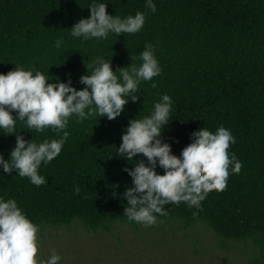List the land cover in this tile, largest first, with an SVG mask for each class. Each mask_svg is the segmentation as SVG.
<instances>
[{"label": "trees", "instance_id": "obj_1", "mask_svg": "<svg viewBox=\"0 0 264 264\" xmlns=\"http://www.w3.org/2000/svg\"><path fill=\"white\" fill-rule=\"evenodd\" d=\"M103 2L112 15L145 12L144 26L136 33L84 40L71 36L70 28L90 15L92 0H0V72L15 65L34 66L50 82L66 81L70 75L80 89L84 85L79 77L87 67L91 72L93 58L111 57L114 71L131 62L138 65L148 42L156 45L162 66L161 74L152 78L157 86L141 81L139 99L129 98L116 118L69 119L70 135L61 152L39 168L47 183L36 186L15 170L0 169V196L15 198L40 227L78 221L96 231L115 223L140 224L124 215L127 200L121 193L131 186L124 169L143 154L127 160L116 148L129 120L148 115L161 94L168 93L174 104L162 138L171 151L178 156L193 131L214 132L223 125L236 138L228 151L242 167L232 173L230 165L226 188L209 191L201 209L167 204L171 211L167 217L158 216V222L179 221L186 227L200 223L222 240L250 245L264 264V0H154L156 12L145 0ZM59 37L64 40L58 49L54 43ZM16 128L35 142L61 135L51 128L34 132L22 121ZM14 144L15 133H0L5 159Z\"/></svg>", "mask_w": 264, "mask_h": 264}, {"label": "clouds", "instance_id": "obj_2", "mask_svg": "<svg viewBox=\"0 0 264 264\" xmlns=\"http://www.w3.org/2000/svg\"><path fill=\"white\" fill-rule=\"evenodd\" d=\"M145 4L152 12L157 11L154 0H145ZM106 7L107 2L92 0L88 6L90 15L72 25L71 36L84 40L105 39L109 33H136L145 24L143 11L121 17L108 13ZM63 40V37L57 38L54 47L61 48ZM155 47L151 42L146 43L139 53L141 62L138 65L131 62L115 71L111 57L96 56L91 72L86 66L87 72L79 77L84 85L80 89L73 86L70 75L66 81L57 78L50 82L52 79L34 66L15 65L7 73L0 72V133H15L9 159L0 152V169L5 173L15 170L36 186L47 183L39 168L61 152L70 135L67 130L70 118L84 120L106 115L112 120L121 114L129 98L139 99L137 92L141 81H151L153 88L157 86L152 78L161 74L162 66L155 55ZM173 104L168 93L161 94L148 115L129 120L116 148V153L127 160L143 154L133 167L124 169L131 177V186H126L121 195L127 200L124 215L129 221L145 227L156 224L158 216H168L171 209L164 207L167 204L201 209V201L209 191L226 188L230 165L232 173H239L242 167V161L228 151L236 138L223 125L214 132L193 131L189 134V143L178 156L174 154L170 143L162 138ZM17 121H22L34 132L51 128L61 135L40 142L27 140L17 130ZM157 167L163 172H158ZM74 190L79 193V186ZM192 215L195 217L198 212L193 211ZM39 227L15 198L0 196V264H57L61 256L55 249L46 260L39 258Z\"/></svg>", "mask_w": 264, "mask_h": 264}, {"label": "rangeland", "instance_id": "obj_3", "mask_svg": "<svg viewBox=\"0 0 264 264\" xmlns=\"http://www.w3.org/2000/svg\"><path fill=\"white\" fill-rule=\"evenodd\" d=\"M38 239L39 258L46 260L55 249L57 264H260L250 245L222 240L200 223H115L92 231L73 221L43 225Z\"/></svg>", "mask_w": 264, "mask_h": 264}]
</instances>
